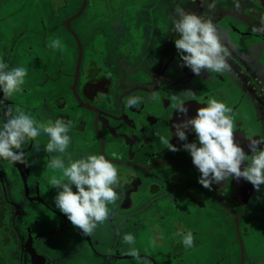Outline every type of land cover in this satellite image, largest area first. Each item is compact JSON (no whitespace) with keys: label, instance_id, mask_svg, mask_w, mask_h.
I'll list each match as a JSON object with an SVG mask.
<instances>
[{"label":"flooded vegetation","instance_id":"1","mask_svg":"<svg viewBox=\"0 0 264 264\" xmlns=\"http://www.w3.org/2000/svg\"><path fill=\"white\" fill-rule=\"evenodd\" d=\"M213 1L187 0L183 12L196 14L212 24L215 22L214 26L218 23L240 24V20L246 18V11L243 10L249 7L257 13L264 12L261 8L264 0L243 1V7H239L241 13L237 8L224 10L219 0ZM213 4L216 9L222 10L221 13L214 14ZM89 5L91 0H79L78 7L69 13H66V8H56L54 12L61 14L59 19L45 22L38 17V5L22 4L19 0H0V28L9 27L10 30L9 40L0 47V61L9 68L22 66L26 70L21 91L5 99L4 107L19 106L41 122L62 118L70 125L69 151L73 158L101 154L112 161L118 177L119 189L115 191L123 196L127 204L130 202L128 206L122 205L132 208L134 198L140 201V206L145 205L143 209L116 213V217L119 216L116 221L119 232L122 233L125 228L133 229L141 221V216L159 205L167 195L172 196L173 201L182 195L192 201L202 199L210 204V210L214 213L212 220L220 217L222 226H225L224 233L233 237L229 245L237 249L236 264H246L247 252L243 239L249 231L246 225H253L252 212L248 208L257 193L264 189V184L254 190L244 179L238 178L235 182L231 177L228 184L221 187L222 192L218 184L209 191L197 183L199 173L191 164L187 152L168 151L161 138H169V143L180 149L183 142L175 137L172 124L185 117L181 115L178 119L173 105L184 103L187 118L194 116L195 110L207 100L205 97L198 98L200 94L194 92V86L197 89L200 86L197 81L201 76L204 89L217 83L223 87L229 84L235 90L239 88L246 96L248 94L251 109L246 103L244 108L247 110L249 136L264 140V54L247 70L237 67L231 73L230 61L224 57L228 65L226 70L214 72L202 69L199 75H194L178 62L176 50L173 51L172 41L177 34L172 30L167 36L164 30L160 57L155 62L148 59L149 51L146 52L147 58H136L134 50L129 48L134 40L128 42L129 45L120 55L111 57L108 50L107 54L103 50L100 53L96 51L92 47V38L101 33V41L106 42L102 44L103 48L108 49L111 43L116 45L113 49L117 51L125 41L119 35L125 24L120 20L108 22L110 27L105 30L111 33L109 36L102 33L103 28L99 27L93 29V34L90 33L91 24L84 18ZM164 5L171 8L172 13H178L173 9L179 7L176 8L174 4L173 7L171 4L167 6V2ZM31 15L38 18L36 23L31 22L34 21L33 16L29 21ZM54 37L60 40L56 48L50 46ZM95 54L99 55V59ZM178 74L185 79L180 84L177 83ZM217 89L208 90L212 98L227 96L225 89L224 93ZM129 97H138L140 102L128 105ZM2 111L0 109V115ZM185 134L187 142L194 140V133L186 130ZM46 143L45 135H37L24 144L23 162L0 159V260L4 264H35L34 259L40 252L36 249L39 239L49 241L58 235L57 229H52L47 235L36 239L38 227L31 221L38 216L35 214L37 207L41 208L42 205L49 209L53 217H57L50 206L56 192L50 180L55 176L60 178L61 173L47 167L50 156L55 154L43 151ZM84 144L90 146L88 150H85ZM109 148L119 154L118 160L112 159ZM244 149L248 151L245 154H249L248 148ZM120 169L124 171H118ZM178 171H188L190 175L187 173V179L178 180V184L173 185L169 177ZM168 172L171 174L167 175ZM127 185L134 189L124 192L122 189ZM233 185L239 187L232 189ZM92 247L95 248L93 243Z\"/></svg>","mask_w":264,"mask_h":264},{"label":"rangeland","instance_id":"2","mask_svg":"<svg viewBox=\"0 0 264 264\" xmlns=\"http://www.w3.org/2000/svg\"><path fill=\"white\" fill-rule=\"evenodd\" d=\"M19 1L22 4L38 5V17H41L45 22L59 19L61 14L54 12L56 8L58 10L66 8V13H69L74 8H77L79 4V0ZM171 1L176 8L179 7L182 11L186 10L187 0H91V5L88 6L86 16H84L92 25H90V33L93 34L95 32L93 29L99 27L103 28L101 30L102 33L109 36L111 33L105 30L110 27L108 22L120 20L125 24V28H122L119 33L125 41L121 43L117 51L113 49L116 45L111 43L108 44L111 46L108 49L103 48L102 44H106V42L101 41V33L95 35V39L92 38V47L99 53L103 50L105 54L109 52L111 57H115L120 55L124 47L128 46L134 40V43L130 44L129 48L134 50L136 58H147L148 55L146 52L149 51L148 59L155 62L160 57L161 51L159 48L163 44L164 30H166L167 36H169L172 31L173 20L179 19L178 13H172V9L164 5L167 2V6L171 4L173 7L174 5ZM217 1L214 0L213 2L215 3ZM243 1L245 2L246 0H219L218 2L222 9L233 10L237 8L239 11V7H243L244 5ZM179 8L175 9L174 7L173 10L176 11ZM239 12L241 13V11ZM239 12L237 13L240 14ZM29 13L31 14V12ZM32 16H30L29 21L32 20ZM33 19L34 21L32 20L31 22L36 23L38 18L33 16ZM161 20L167 22L165 23L166 28H164V22H161ZM230 21L234 22L233 20ZM241 29L243 28L241 27ZM9 31V27L4 29L0 28V47L2 46L1 44H5L9 40L7 39L9 37ZM219 32L225 36V40H229L231 34L226 35L227 30L225 26L219 28L217 34ZM177 37L178 34L176 35ZM233 39L235 41L233 47L237 51L241 50V55L243 50L247 52L244 55L249 54L250 50L252 51L253 46L250 43L243 41L245 47L241 48L240 45H236V41L238 42L240 40ZM174 49L173 47V51ZM95 56L99 59V55L95 54ZM245 58L248 59V55ZM148 63L150 64L151 61H148ZM200 78L201 76L198 77L197 85H200L198 89L201 90H198L196 85L194 86V92L197 95L200 94L198 98H212L210 96L211 92L208 90L215 88H218L219 90L217 89V91L221 93H224V89L227 91V96L217 100L225 103L231 109V118L234 125V142H237L244 149L247 147V139L250 138L246 125L248 124V116H246L247 111L244 108V100H241L239 92L235 91L234 87H230L229 84L223 87L220 83H217L204 89V86H202L204 82ZM183 81H185L183 76L178 74L177 83L180 84ZM214 94L216 95V93ZM252 138L255 139L256 137L252 136ZM79 146H82V144ZM84 147L85 150H88L90 146L84 144ZM243 151L245 153L248 152L245 149ZM118 171L124 170L120 169ZM187 173L190 175L188 171ZM187 173L178 171L176 174L168 172L167 175L171 174L169 177L172 180L171 184L176 185L178 184V180L189 177ZM230 179L231 177L217 183L220 192H222L221 187L226 186ZM235 187L239 186L233 185L232 189ZM116 189L119 188L116 187ZM132 189H134L133 186L127 185L122 190L124 192H130ZM198 193L201 195L199 191ZM117 194L118 199L113 204L107 205L110 209V214L102 223L97 224L93 233L90 235L95 248L92 247L89 236L87 241L85 235L83 237L77 229H65L63 226L62 229L61 225L63 222L62 220L60 221L59 217H53L49 209L38 206L35 210V214L38 216L31 219L33 225L36 228L38 227L37 233L35 234L37 236L36 239L47 235L46 233H50L52 229H57L58 235L49 241L39 239L40 241L36 249L40 252L38 253V257L34 259L35 264H236L238 257L237 249L229 245L233 241V237L227 236L224 233L225 229L223 227L225 226H222L220 217L212 220V214L214 213L210 210L209 203H204L202 199H197V201H200L197 204V201L189 200L185 195L178 196L177 200L173 201L172 196L165 194L167 196L159 205L152 207L151 210L141 216L142 227L144 226V228L134 227L130 230L125 228L121 233L116 226V221L119 217H116V213L120 214L129 212V210L143 209L145 205H141V208L140 201H136L134 198L131 203L132 208H125L130 202L128 201L127 204V201L123 200V196L119 193ZM257 194L255 200L250 202L248 208L252 212L253 225L249 226V224V227L246 225V229L249 231L248 235L243 239L244 250L247 252L246 264H264V189L260 190ZM123 203L125 206L122 205ZM50 206L54 212L58 211L53 203H50ZM63 230L65 232H62ZM124 232L133 235L134 243L131 247L137 250L138 256L136 258L132 257L130 260L108 259L107 256L113 254L112 251H115L114 249L117 244H120L118 251H116L118 257H131L126 254V249L129 246L123 244L121 240V236L125 234ZM178 232L192 233L193 244L191 248L184 247L181 244V236L177 235ZM78 248H81L79 252ZM186 253H188V257H186ZM97 255H106V257L104 259H98Z\"/></svg>","mask_w":264,"mask_h":264},{"label":"clouds","instance_id":"3","mask_svg":"<svg viewBox=\"0 0 264 264\" xmlns=\"http://www.w3.org/2000/svg\"><path fill=\"white\" fill-rule=\"evenodd\" d=\"M179 19L173 20L172 30L178 34L172 42L178 62L188 68L194 75L201 70L219 72L226 69V52L219 43L213 24L193 13L177 10ZM60 44L58 37L51 41V47ZM26 70L22 66L8 65L0 61V159L10 162H23V146L27 140L37 135H45L47 143L43 151L51 155L47 167L60 171V178H52L50 184L56 189L53 197L54 207L62 213L81 234L90 236L98 223H102L110 214L107 205L118 199L115 191L118 185L117 169L111 160L101 154H86L73 158L69 151L70 125L62 118L39 121L23 108H5L3 101L14 92L21 91ZM140 102L138 97H129L128 105ZM202 107L195 110L194 116L187 118L184 103H176L173 110L178 119H185L172 124L175 137L183 142L180 149L169 143V138H161L165 148L175 152L186 151L191 164L198 171L197 183L211 191L213 185L226 178H242L249 182L254 190L264 184V140L248 138L245 154L233 140V120L231 109L225 103L208 98ZM195 134L191 142L186 141L185 131ZM170 136V133H169ZM259 145V149L257 148ZM113 160L119 154L111 153ZM73 188L75 189L73 191ZM181 244L191 248V232L177 233ZM122 243L128 245L126 254L133 258L138 256L134 247V237L125 233Z\"/></svg>","mask_w":264,"mask_h":264},{"label":"water","instance_id":"4","mask_svg":"<svg viewBox=\"0 0 264 264\" xmlns=\"http://www.w3.org/2000/svg\"><path fill=\"white\" fill-rule=\"evenodd\" d=\"M212 6L214 8V14L217 15V14L221 13L222 10L216 9L215 4H213ZM261 8L264 10V5H262ZM224 10H226V9H224ZM245 11L246 12H245L244 16H246V18L243 20H240L241 21L240 24H234L233 23L232 25H228V24L222 25V24L218 23L217 26L213 25L215 28V34L217 36V39H218L219 43L223 46L225 52L227 53L225 57H227V59L230 61L231 73L237 67H239L240 69L245 68V70L250 69V67L255 65L257 60L261 59L262 55L264 54V12L257 13L255 11V9H253L251 7L247 8ZM212 12H213V10H212ZM213 24H215V22H213ZM220 25H222V26H220ZM224 26L226 27V30H227L226 35L231 34L229 40H225V36L221 35L220 32H219L220 35L217 34L218 29L222 28ZM241 27L243 29H241ZM220 36H221V38H219ZM233 38H235L236 40L237 39L240 40L238 42L236 41V45H240L241 48L245 47L243 44V41H245L246 43H250L253 46V49H252V51L250 50L249 54L244 55L246 51L243 50L242 55H243L244 59L242 58V55L240 54L241 50L237 51L233 47V45H235V41ZM247 55L249 57L248 59L245 58ZM262 72H264V69ZM230 74H229V76H231ZM235 91L239 92V94L241 96V100L243 99L246 104H248V102H250V105H251L250 97L248 96V94L246 96L241 90H239V88H237ZM250 105L248 104L249 109H251ZM109 150L111 151V153L115 152V150L113 148H109ZM233 179L235 180V182H237V180H238V178H233ZM42 206L45 207V205H42ZM54 215L59 217L60 221L62 220L63 223L61 225V228L63 226V228H65V229H69V228L77 229L73 225H71V223L67 220V218L64 215H62L60 212L55 211ZM135 228H140V229L144 228V226L142 227V220L140 222H138L137 225H135ZM77 230L80 232L79 229H77ZM80 234H81V232H80ZM81 235L84 237L83 234H81ZM85 238L88 241V236L85 235ZM119 247H120V244L114 249L115 251H112L113 254L107 256V258L113 259V260L114 259H117V260H130V259H132V257H122V258L118 257L116 251H118ZM80 249L81 248H78V252ZM97 256H98V259H104V257H106V255L105 256L97 255ZM146 260H148V259H146ZM0 264H4L2 260H0Z\"/></svg>","mask_w":264,"mask_h":264}]
</instances>
